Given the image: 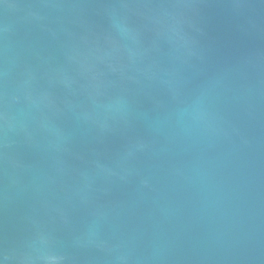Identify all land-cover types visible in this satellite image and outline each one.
Instances as JSON below:
<instances>
[{"label": "water", "instance_id": "water-1", "mask_svg": "<svg viewBox=\"0 0 264 264\" xmlns=\"http://www.w3.org/2000/svg\"><path fill=\"white\" fill-rule=\"evenodd\" d=\"M0 264H264V0H0Z\"/></svg>", "mask_w": 264, "mask_h": 264}]
</instances>
